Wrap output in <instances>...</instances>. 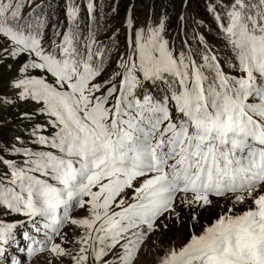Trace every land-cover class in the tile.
<instances>
[{"label": "snow or ice", "instance_id": "1", "mask_svg": "<svg viewBox=\"0 0 264 264\" xmlns=\"http://www.w3.org/2000/svg\"><path fill=\"white\" fill-rule=\"evenodd\" d=\"M227 2L216 17L227 21L223 58L211 48L198 60L174 54L161 24L134 30L130 52L105 76V53L93 37L81 40L71 0L74 26L53 24L50 35L41 5L25 16L32 0H0V108L13 99L36 105L19 114L27 139L0 144V260L26 226L2 219L15 213L31 224L22 233L29 256L264 264V0ZM36 116L47 123H31ZM77 208L87 215L73 216ZM210 209L214 218L200 224ZM182 213L189 235L161 251L151 237ZM66 224L88 229L77 255L64 247Z\"/></svg>", "mask_w": 264, "mask_h": 264}, {"label": "trees", "instance_id": "2", "mask_svg": "<svg viewBox=\"0 0 264 264\" xmlns=\"http://www.w3.org/2000/svg\"><path fill=\"white\" fill-rule=\"evenodd\" d=\"M36 1L41 5L39 12L48 17V35L51 34L53 24L58 25L62 32L74 26L66 17L69 0ZM71 2L79 9L75 24L79 26L81 40L87 41L89 37H93L95 40L93 50L99 46L105 53V76L116 67L117 59L126 53L127 28L123 18L129 9L137 11L144 6H148L151 18H162L164 29L177 54L191 55L197 60L198 53H203L209 48L221 58L228 54V50L223 47L220 29V24L227 21L220 20L219 23L216 19L217 16L226 15L229 9L227 0H71ZM90 3L93 5L92 11L88 9ZM28 11H25V16L30 13ZM19 111L20 109L16 111V115L14 114L15 120L20 118L17 117ZM49 131L50 129L47 132ZM4 137L5 133L1 130L0 144H4L1 141ZM25 137L26 140L27 135ZM213 217L211 213L201 214L199 220L209 222ZM14 255L16 258V254ZM4 262L0 260V264Z\"/></svg>", "mask_w": 264, "mask_h": 264}, {"label": "rangeland", "instance_id": "3", "mask_svg": "<svg viewBox=\"0 0 264 264\" xmlns=\"http://www.w3.org/2000/svg\"><path fill=\"white\" fill-rule=\"evenodd\" d=\"M33 4H35V0H32V4L29 6H26L23 11L29 7H31ZM25 13V11H24ZM131 17V20L133 21V27L131 28V31H129V38L133 35L134 30H140L144 29L147 31L148 28H156L159 25L163 24V20L161 17L157 18H151L149 15V9L148 6H144L140 10L133 11L129 10L126 14V16L123 18V22L128 26L127 20ZM163 39L168 41V46L172 50L170 46L169 37L164 32V26L163 31L161 33ZM130 39H128V45H127V53L130 52L131 47L129 43ZM10 73L4 74V80L7 82ZM12 105L14 108L11 107H5L0 108V120H3V123H0V131L2 130L5 133V137L3 140H1L3 143H7L9 141H13L16 136H21L23 139H25L26 135L28 136V132L26 131V127H29V121L28 120H22L16 118V111L20 109L19 113H22L24 111L32 112L33 108L36 107L34 103L31 102H25V101H18L13 99ZM18 108V109H17ZM15 114V115H14ZM17 117H20L19 115ZM41 123L46 124L47 118L45 116H36L31 123ZM48 129H50V133L47 132ZM49 126L47 127L43 134L48 135L51 134L54 130ZM26 134V135H25ZM217 209H210L208 212H201L202 215H208L212 214L215 216V213L217 212ZM200 214V215H201ZM73 216L75 217H84L87 215L86 212L83 210L77 208L73 213ZM10 217L12 220L13 217H17V221H12V223L27 220V218L23 216H17V214L12 213L11 215L7 216ZM214 218V217H213ZM212 218V219H213ZM165 223L168 224L167 229H163L161 231H158L151 237L152 241H155V244L157 247L160 248L161 251H164L167 249L170 243H175L179 245L182 241H184L187 236L189 235L190 230L192 229V224L189 221L188 216L184 215L182 213V218L180 221H176L174 218H170L168 221H165ZM200 224H204L206 222H201L199 220ZM19 225V224H18ZM196 231H199V226H196ZM88 232L87 228H79L73 225H65L61 229V235L65 237V243L64 247L72 254L77 255L79 253L80 249V239L82 236L86 235ZM37 239H43V234L41 233ZM57 243L60 242L59 237L56 238ZM24 256L20 260L22 261V264H48V261H51V264H74L71 255H65L61 257H53L50 252H43V253H35L33 256H29L27 253L26 246L24 247ZM111 255L109 257H106V259H110ZM157 259V254L154 250H152L151 255L147 256L148 261H155ZM89 264H91V257L89 258Z\"/></svg>", "mask_w": 264, "mask_h": 264}]
</instances>
